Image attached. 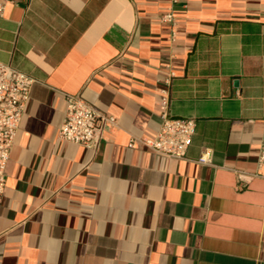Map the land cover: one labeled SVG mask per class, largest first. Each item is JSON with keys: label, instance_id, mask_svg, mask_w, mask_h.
Listing matches in <instances>:
<instances>
[{"label": "crops", "instance_id": "0c3cea01", "mask_svg": "<svg viewBox=\"0 0 264 264\" xmlns=\"http://www.w3.org/2000/svg\"><path fill=\"white\" fill-rule=\"evenodd\" d=\"M0 61L35 79L0 264H264V0H14ZM162 89L195 120L184 159L128 147L161 125ZM63 93L114 117L96 147L58 138Z\"/></svg>", "mask_w": 264, "mask_h": 264}, {"label": "built area", "instance_id": "2783aa9c", "mask_svg": "<svg viewBox=\"0 0 264 264\" xmlns=\"http://www.w3.org/2000/svg\"><path fill=\"white\" fill-rule=\"evenodd\" d=\"M12 1L14 0H0V15L6 3ZM15 1L28 2L29 0ZM172 18V13H166L164 16L165 20H172ZM170 75H172L171 72ZM34 80V77L18 67L0 61V205L6 188V165L10 157V147L21 123ZM161 97V125L151 137H132L128 147H134L140 141L159 155L184 159L195 132V120L168 114L166 89L161 90ZM63 98L66 106L63 120L57 131L58 138L84 147H96L105 129L114 124V117L101 113L91 103L76 94L63 93ZM260 145L257 162L259 168L264 169V129ZM207 160V152H205L198 162L204 163ZM255 174L264 177L262 172L258 171Z\"/></svg>", "mask_w": 264, "mask_h": 264}]
</instances>
